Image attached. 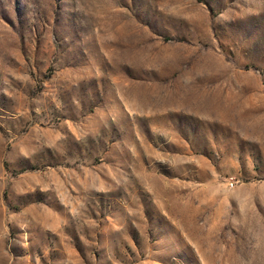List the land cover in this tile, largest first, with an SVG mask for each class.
Instances as JSON below:
<instances>
[{
    "label": "rangeland",
    "instance_id": "374dc122",
    "mask_svg": "<svg viewBox=\"0 0 264 264\" xmlns=\"http://www.w3.org/2000/svg\"><path fill=\"white\" fill-rule=\"evenodd\" d=\"M0 264H264V0H0Z\"/></svg>",
    "mask_w": 264,
    "mask_h": 264
}]
</instances>
